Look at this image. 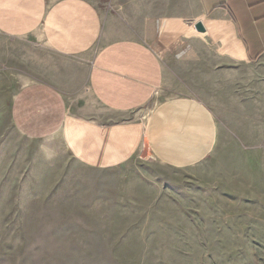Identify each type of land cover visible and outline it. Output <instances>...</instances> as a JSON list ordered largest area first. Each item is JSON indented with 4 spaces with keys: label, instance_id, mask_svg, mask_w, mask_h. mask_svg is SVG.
<instances>
[{
    "label": "crops",
    "instance_id": "obj_1",
    "mask_svg": "<svg viewBox=\"0 0 264 264\" xmlns=\"http://www.w3.org/2000/svg\"><path fill=\"white\" fill-rule=\"evenodd\" d=\"M0 37L46 48L19 64L39 75L13 94L12 124L60 133L90 168L127 162L142 137L167 168L201 164L219 138L206 96L264 121V0H0ZM82 100L98 111L69 108Z\"/></svg>",
    "mask_w": 264,
    "mask_h": 264
},
{
    "label": "rangeland",
    "instance_id": "obj_2",
    "mask_svg": "<svg viewBox=\"0 0 264 264\" xmlns=\"http://www.w3.org/2000/svg\"><path fill=\"white\" fill-rule=\"evenodd\" d=\"M26 57L46 61V48L0 37V264H264V121L206 96L219 138L201 164L167 168L142 137L127 162L90 168L60 133L10 121L13 94L39 75Z\"/></svg>",
    "mask_w": 264,
    "mask_h": 264
},
{
    "label": "water",
    "instance_id": "obj_3",
    "mask_svg": "<svg viewBox=\"0 0 264 264\" xmlns=\"http://www.w3.org/2000/svg\"><path fill=\"white\" fill-rule=\"evenodd\" d=\"M195 29L198 31V32H200V33H202L204 30H203V28H202V25L200 24V23H197L196 25H195Z\"/></svg>",
    "mask_w": 264,
    "mask_h": 264
}]
</instances>
